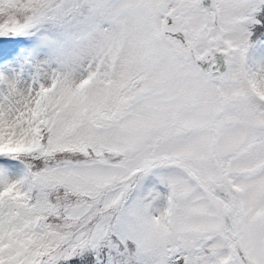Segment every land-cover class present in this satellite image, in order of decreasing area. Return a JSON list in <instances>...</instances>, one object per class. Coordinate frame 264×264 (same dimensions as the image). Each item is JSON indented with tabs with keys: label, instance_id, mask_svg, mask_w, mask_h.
Instances as JSON below:
<instances>
[{
	"label": "snow or ice",
	"instance_id": "obj_1",
	"mask_svg": "<svg viewBox=\"0 0 264 264\" xmlns=\"http://www.w3.org/2000/svg\"><path fill=\"white\" fill-rule=\"evenodd\" d=\"M0 264H264V0H0Z\"/></svg>",
	"mask_w": 264,
	"mask_h": 264
}]
</instances>
